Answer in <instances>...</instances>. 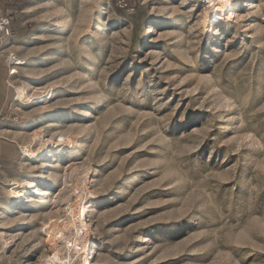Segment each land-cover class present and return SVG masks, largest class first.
<instances>
[{"label": "rangeland", "instance_id": "rangeland-1", "mask_svg": "<svg viewBox=\"0 0 264 264\" xmlns=\"http://www.w3.org/2000/svg\"><path fill=\"white\" fill-rule=\"evenodd\" d=\"M133 4H0V134L19 152L0 177L2 264H44L55 221L62 264H264V0L220 25L213 4ZM35 134L61 145L31 160Z\"/></svg>", "mask_w": 264, "mask_h": 264}, {"label": "bare ground", "instance_id": "bare-ground-1", "mask_svg": "<svg viewBox=\"0 0 264 264\" xmlns=\"http://www.w3.org/2000/svg\"><path fill=\"white\" fill-rule=\"evenodd\" d=\"M233 1L234 0H214L213 3H212L213 5L211 4L213 6L212 13L209 14V18L206 19V22L208 23V25H209V22H211V21H213V23L215 22L214 25H220V24L225 23L226 20H227V16L228 17L232 16L231 15V11L240 10L242 7L245 6V4L249 0H236L237 2H235V3H233ZM238 2H240V3L238 4ZM31 10H32V8H30V11ZM213 23L211 22L212 25H213ZM18 63H20V62L18 61ZM36 137L39 138L40 142L42 143L41 144L42 145L41 148L35 149V147H30V146H27V148H25L26 153H27V155H29V159H31V160L36 159L38 157H41V158L47 157L52 150L58 149L59 145H61L59 143L52 142L50 139H44L38 134H35V137L33 136V138H36ZM84 215H86L85 210L82 211V214H79L80 220H81L82 216H84ZM63 223H65V221ZM83 224H84L83 226L86 228L87 225H86V223H84V221H83ZM74 226L76 228V231L79 233L78 228L75 225V223H74ZM51 227H52V236L50 238L51 239L50 240V244H51L50 249L54 252V255H51L48 258V260H46L44 262V264H62L64 261H63L62 258H60L59 253L62 250L61 248H63L64 244H62L61 248H60V243H59L60 239H59V237L60 236L63 237L64 235H62V234H64V233L61 232L60 225H58L57 221H55L54 224ZM86 229H88V227ZM77 241H75V247L76 248H78ZM62 242H64V241H62ZM64 243H65V248L67 246L71 247L72 244H73V240H72V238H71V240L65 238V242ZM93 246H94V244H92V241H90L91 249L90 248H88V249L92 250ZM88 249L86 248L85 252H88L89 251Z\"/></svg>", "mask_w": 264, "mask_h": 264}, {"label": "crops", "instance_id": "crops-1", "mask_svg": "<svg viewBox=\"0 0 264 264\" xmlns=\"http://www.w3.org/2000/svg\"><path fill=\"white\" fill-rule=\"evenodd\" d=\"M28 0H0V4H11L23 3ZM32 8V6H30ZM29 8V10H30ZM1 48V44H0ZM7 70L4 65L2 56H0V123L4 117L5 108L8 105L10 99V87L7 83ZM0 133L3 134V132ZM0 134V177H5L11 174L15 161L18 158V146L15 141ZM1 179V178H0Z\"/></svg>", "mask_w": 264, "mask_h": 264}, {"label": "built area", "instance_id": "built-area-1", "mask_svg": "<svg viewBox=\"0 0 264 264\" xmlns=\"http://www.w3.org/2000/svg\"><path fill=\"white\" fill-rule=\"evenodd\" d=\"M197 2L204 3L206 6H210L214 0H196ZM117 4L119 7L125 9L126 11H133L135 9L133 0H117ZM15 11L14 10H7V14L0 13V56L3 55L4 47L9 43L10 39L14 37V29L11 26V19L12 15ZM18 58L13 56L10 57L9 63L11 64V68L9 69L10 75L15 74L18 72V67L23 65L24 63H18ZM0 264H2L0 262Z\"/></svg>", "mask_w": 264, "mask_h": 264}, {"label": "trees", "instance_id": "trees-1", "mask_svg": "<svg viewBox=\"0 0 264 264\" xmlns=\"http://www.w3.org/2000/svg\"><path fill=\"white\" fill-rule=\"evenodd\" d=\"M23 4V3H22ZM21 3L14 4L15 7L21 8L23 7Z\"/></svg>", "mask_w": 264, "mask_h": 264}]
</instances>
